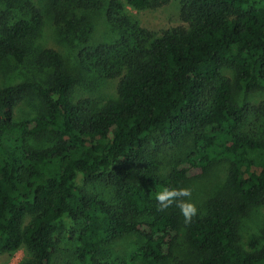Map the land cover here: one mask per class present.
<instances>
[{"label":"trees","instance_id":"1","mask_svg":"<svg viewBox=\"0 0 264 264\" xmlns=\"http://www.w3.org/2000/svg\"><path fill=\"white\" fill-rule=\"evenodd\" d=\"M170 1L52 0L58 33L87 43L103 17L117 34L72 64L39 44L47 19L34 0H0V254L264 264V218L259 246L242 235L264 209V101L249 100L264 91V0H181L182 24L161 32L128 11ZM88 75L117 80L116 96L76 100ZM217 167L219 185L186 219L189 181Z\"/></svg>","mask_w":264,"mask_h":264},{"label":"rangeland","instance_id":"2","mask_svg":"<svg viewBox=\"0 0 264 264\" xmlns=\"http://www.w3.org/2000/svg\"><path fill=\"white\" fill-rule=\"evenodd\" d=\"M34 1L38 7L43 9L47 19L38 41L39 44L43 47H49L59 51L72 64L76 62L77 54L83 47L112 42L117 37L116 32L107 25L103 17H96L94 19L93 26L95 30L87 43L84 42V38L82 39L81 36L74 37L60 34L50 20L49 12L52 0ZM180 3L181 0H171L167 5L155 10L138 12L129 7L128 11L134 16L140 26L155 32H161L162 30L182 24L179 15ZM17 77L18 79L23 78L21 75ZM88 77L89 79L91 78L90 83L89 81L88 84L79 83L75 87L74 97L76 100L89 98L99 103H105L116 96L117 80H100L93 75H88ZM244 96L245 94H243ZM249 100L255 102L264 101V91L253 94L252 97H249ZM24 109L26 112L30 111L26 107ZM221 175L222 167H217L212 174L193 177L187 186L188 204H191L194 209H197L219 185ZM259 213L260 216L258 215ZM259 213L252 212L251 214L252 217H255L256 224L251 222L250 217L244 220L242 235L247 247H257L262 242L258 225L261 227V223L263 222L264 209ZM133 247L132 239L122 241L118 245V249L120 250L118 253L120 252L123 256L130 257ZM27 257L28 255L25 249H20L12 255L0 254V264H21ZM55 264H59V258H57Z\"/></svg>","mask_w":264,"mask_h":264},{"label":"clouds","instance_id":"3","mask_svg":"<svg viewBox=\"0 0 264 264\" xmlns=\"http://www.w3.org/2000/svg\"><path fill=\"white\" fill-rule=\"evenodd\" d=\"M174 194L175 193H170L167 191L160 193L157 196V200L160 202L161 207H167L168 204L166 203V201L170 202L169 198ZM184 194H187V193H184ZM179 207L181 208V211L184 214L186 219L189 218L190 214L194 213L195 211V209L193 208L191 204H180Z\"/></svg>","mask_w":264,"mask_h":264}]
</instances>
